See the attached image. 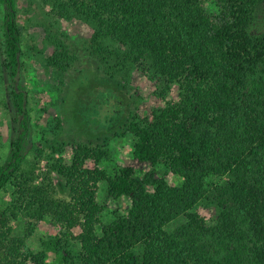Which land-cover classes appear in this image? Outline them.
Returning a JSON list of instances; mask_svg holds the SVG:
<instances>
[{"label": "trees", "instance_id": "1", "mask_svg": "<svg viewBox=\"0 0 264 264\" xmlns=\"http://www.w3.org/2000/svg\"><path fill=\"white\" fill-rule=\"evenodd\" d=\"M0 1L18 123L0 166V191L13 186L0 211V264H264V32L252 30L264 0H51L58 17L94 28L87 49L108 75L127 81L134 67L152 72L167 88L179 86L184 108L170 106L162 114L175 113L172 130L125 114L116 124L124 130L114 132L131 134L136 158L167 167L182 178L180 185L153 173L139 179L134 165L111 174L101 165L109 157L105 144L80 140L69 162L50 167L64 181L63 199L52 197L50 186L33 184L23 167L31 122L19 82L22 31L16 0ZM62 48L45 58L48 66H71L76 54ZM119 88H111L118 97ZM101 182L115 198L132 196L126 214L104 218ZM207 203L217 208L210 218L198 209ZM21 217L24 235L13 225ZM46 217L60 236L35 251L28 240L35 221Z\"/></svg>", "mask_w": 264, "mask_h": 264}, {"label": "rangeland", "instance_id": "2", "mask_svg": "<svg viewBox=\"0 0 264 264\" xmlns=\"http://www.w3.org/2000/svg\"><path fill=\"white\" fill-rule=\"evenodd\" d=\"M18 23L22 31V54L20 60V79L28 93L30 134L24 170L33 184L50 186L56 190L52 197H65V184L50 169L52 162H69L73 157L72 144L90 139L105 144L109 157L103 167L111 174L122 165H134L139 179L153 173L155 177H165L170 184L180 185L177 177L165 166L153 167L140 162L134 153V138L131 134L116 136L115 131H123L117 122L128 114L139 120H148L161 127L162 122L172 130L175 113L169 112L161 118L165 109L173 106L184 111L180 101L179 86L164 81L152 72L134 67L127 81L113 78L101 67L97 59L88 52V45L95 30L77 18L64 19L53 11L51 0H16ZM209 10L219 13L220 7L207 2ZM4 6L0 1V166L10 152L11 139L16 136L18 123L14 121L15 109L12 105V84L5 63ZM252 30L264 32V3L257 7ZM67 46L76 54L71 66L59 70L48 66L45 58L60 53ZM116 83L120 97L113 89ZM109 88L110 91H107ZM121 122V121H120ZM90 129L92 131H90ZM102 130H113L102 133ZM101 131V132H99ZM99 133V134H98ZM98 135L100 138H97ZM56 149H53V148ZM90 165H94L90 163ZM13 186L0 191V211L11 201ZM99 200L106 206L104 218L114 220L126 214L132 205V196L123 194L115 198L108 192V184L101 182L98 190ZM199 211L207 218L214 216L217 208L212 203L201 204ZM181 219L167 222L163 234L175 229ZM15 232L24 235L27 220L23 217L13 221ZM61 228L52 218L35 221V232L29 238L35 250H46L48 243L60 236ZM79 232V227L74 228ZM72 246L77 247V244ZM52 258V253H50Z\"/></svg>", "mask_w": 264, "mask_h": 264}]
</instances>
